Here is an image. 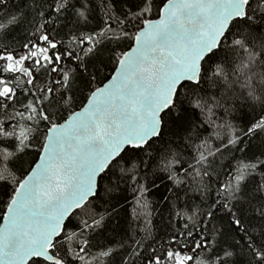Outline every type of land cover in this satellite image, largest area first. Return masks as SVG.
Returning <instances> with one entry per match:
<instances>
[{"label": "snow or ice", "instance_id": "obj_1", "mask_svg": "<svg viewBox=\"0 0 264 264\" xmlns=\"http://www.w3.org/2000/svg\"><path fill=\"white\" fill-rule=\"evenodd\" d=\"M0 264H264V0H0Z\"/></svg>", "mask_w": 264, "mask_h": 264}, {"label": "trees", "instance_id": "obj_2", "mask_svg": "<svg viewBox=\"0 0 264 264\" xmlns=\"http://www.w3.org/2000/svg\"><path fill=\"white\" fill-rule=\"evenodd\" d=\"M128 197H129V201L128 203L126 204V208H127V217H126V220H125V225H127V222L131 220V216H132V193L129 192L127 193ZM156 223H159V221L157 220Z\"/></svg>", "mask_w": 264, "mask_h": 264}]
</instances>
